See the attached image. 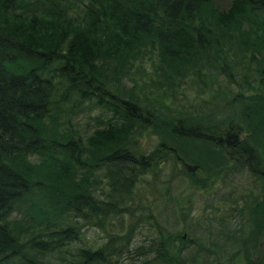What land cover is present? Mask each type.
<instances>
[{
    "label": "trees",
    "instance_id": "trees-1",
    "mask_svg": "<svg viewBox=\"0 0 264 264\" xmlns=\"http://www.w3.org/2000/svg\"><path fill=\"white\" fill-rule=\"evenodd\" d=\"M192 87L201 99L187 108ZM145 134L158 138L147 153ZM169 161L197 189L246 172L258 193L228 198L238 221L207 235V258L202 239L150 224L149 262L235 264L256 250L264 0H0V264H121L115 241L128 238L98 244L84 229L105 231L139 177Z\"/></svg>",
    "mask_w": 264,
    "mask_h": 264
},
{
    "label": "rangeland",
    "instance_id": "rangeland-1",
    "mask_svg": "<svg viewBox=\"0 0 264 264\" xmlns=\"http://www.w3.org/2000/svg\"><path fill=\"white\" fill-rule=\"evenodd\" d=\"M214 1L225 9L229 6L231 0ZM185 93L186 98H182L181 102L187 108L200 102L201 96L197 92V88H185ZM97 110L94 109L91 114L97 113L99 111ZM82 114L84 115L82 120H85L86 112L83 111ZM157 140L158 138L155 135L145 134L139 138L138 145L143 152L147 153L153 148ZM182 173L179 165L169 161L161 163L159 169L141 175L131 197L134 204L129 209H122V212H118L117 215L112 217L114 220H110L105 231L97 228L84 229L86 240L96 241L100 244L108 240V234L113 236L118 234L123 239L128 238V241L123 243L119 238L115 241L118 246H120L119 244L124 245L122 249L123 252L126 251L120 256L119 262L121 264H157L148 260L154 254L146 253L156 234L151 226L154 225L153 223L157 222L165 225L169 230L177 229L181 231L186 241L190 237L205 241L207 235L211 234L217 237L215 233L218 225L225 223L228 227H234L237 223L238 218H234L236 213L231 210L234 206L230 207L229 197L238 196V198H241V196L243 197L244 194L251 191L257 192L252 184L251 176L246 172L236 173L235 175L228 174L225 181H217L211 189L209 188L210 190L197 189L189 185ZM102 183L104 184L103 181ZM171 197L180 200V206L186 210L185 219L182 220V215L180 213L179 215L175 210ZM152 214L156 220H152ZM184 221H186V224L183 226ZM183 228L186 230H183ZM209 238L211 239V237ZM262 240L264 239H261L260 243ZM204 241L202 246L207 249ZM222 242L224 243L225 239ZM97 243L96 245H98ZM225 245L228 249L225 248L224 253L231 254L236 251L237 246L233 245L231 241L226 242ZM193 250L194 247H190V253ZM245 251L249 253V261L256 264L258 258L264 256V245L260 247L258 245L256 250L253 248L242 249V254L238 255L234 261L235 264H248Z\"/></svg>",
    "mask_w": 264,
    "mask_h": 264
},
{
    "label": "flooded vegetation",
    "instance_id": "flooded-vegetation-1",
    "mask_svg": "<svg viewBox=\"0 0 264 264\" xmlns=\"http://www.w3.org/2000/svg\"><path fill=\"white\" fill-rule=\"evenodd\" d=\"M263 242H264V240H262L261 243L259 242V244H258L259 247L264 245ZM202 253H203V256H204L205 258H207V256H208V254H207V249H206V247H204V246H202ZM250 264H254L253 261H251Z\"/></svg>",
    "mask_w": 264,
    "mask_h": 264
},
{
    "label": "bare ground",
    "instance_id": "bare-ground-1",
    "mask_svg": "<svg viewBox=\"0 0 264 264\" xmlns=\"http://www.w3.org/2000/svg\"><path fill=\"white\" fill-rule=\"evenodd\" d=\"M38 115V114H37ZM34 117V116H33ZM43 118V117H42Z\"/></svg>",
    "mask_w": 264,
    "mask_h": 264
},
{
    "label": "water",
    "instance_id": "water-1",
    "mask_svg": "<svg viewBox=\"0 0 264 264\" xmlns=\"http://www.w3.org/2000/svg\"><path fill=\"white\" fill-rule=\"evenodd\" d=\"M264 243V242H263Z\"/></svg>",
    "mask_w": 264,
    "mask_h": 264
}]
</instances>
